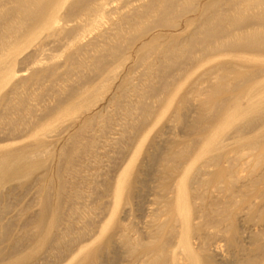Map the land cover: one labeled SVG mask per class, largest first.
<instances>
[{"label": "rangeland", "instance_id": "374dc122", "mask_svg": "<svg viewBox=\"0 0 264 264\" xmlns=\"http://www.w3.org/2000/svg\"><path fill=\"white\" fill-rule=\"evenodd\" d=\"M18 1L0 0V64L25 73L0 77V264H264V0H65L55 28Z\"/></svg>", "mask_w": 264, "mask_h": 264}, {"label": "bare ground", "instance_id": "6f19581e", "mask_svg": "<svg viewBox=\"0 0 264 264\" xmlns=\"http://www.w3.org/2000/svg\"><path fill=\"white\" fill-rule=\"evenodd\" d=\"M65 0H55V2H52L51 4L46 5H40V3L37 6V10L36 13H33L32 11H30L29 7H33L35 6V2L36 0H20L18 2H16V9L18 10L19 14L24 16V18H27V16H32L33 14H37V25L39 26H45V27H61L62 23L61 21L63 20L60 15L58 14V12H55L54 8L57 7L60 3L64 2ZM109 3L108 1H103V2H99L95 5L92 4V9L93 11L95 10L94 13V19L97 21L98 18L101 17V14L103 12H105L106 9H108L109 7ZM104 14V13H103ZM102 14V15H103ZM99 22V20H98ZM67 25V23H66ZM78 27V26H77ZM46 39L45 38H42ZM78 40V33L75 34L74 37L71 38V40L67 41L64 46H71L73 42ZM16 44V42H14L13 44H9L7 47H5L1 53L6 52L8 49L12 48L14 45ZM50 43L49 42H41V43H36V42H30V44L26 47L30 48V50L33 52L34 56L26 63L27 68L26 69H30L33 71L32 73V78L34 79H39L40 73L39 70L41 69V67L44 66L45 64V59H47L50 56L51 53V47H50ZM36 55V56H35ZM24 72H18V70L12 69L10 64H0V77L1 78H6V76H10V77H15V76H21L24 75ZM74 106H78V93H77V101H74ZM60 108L56 109V113L59 112V114L61 115V113L64 112V110H60ZM131 156V155H130ZM129 156V157H130ZM129 159V158H128ZM128 161V160H127ZM119 175V174H118ZM116 193H118L117 189H116ZM176 209H179V207H177ZM182 240H184V242L187 244L186 248H189V243H188V238L186 236V234L184 235V237H181ZM87 245V243L85 244H81L79 245L75 251L74 254L70 256V260H72V258H74V256L80 251L82 250L85 246ZM157 253L159 255H162L163 253H165V248L162 246V244H160L157 247ZM188 259L192 262V264H196V259L195 257H191L189 255ZM174 258V256H173Z\"/></svg>", "mask_w": 264, "mask_h": 264}]
</instances>
